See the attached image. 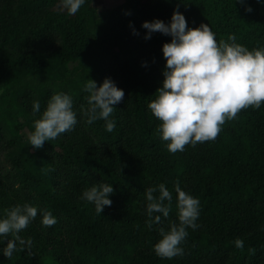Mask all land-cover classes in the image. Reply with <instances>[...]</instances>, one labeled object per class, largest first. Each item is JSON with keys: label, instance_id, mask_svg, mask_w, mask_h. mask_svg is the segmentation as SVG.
Segmentation results:
<instances>
[{"label": "trees", "instance_id": "obj_1", "mask_svg": "<svg viewBox=\"0 0 264 264\" xmlns=\"http://www.w3.org/2000/svg\"><path fill=\"white\" fill-rule=\"evenodd\" d=\"M177 6L190 29L209 24L217 42L235 35L249 50L264 48V0H123L113 9L85 0L74 15L61 0H0V218L18 204L38 207L20 233L31 238L30 251L8 259L4 239L0 264H264V103L226 120L215 140L175 154L147 107L162 87V47L172 38L155 32L146 40L142 24H170ZM106 78L125 93L112 105V132L81 114L83 85L92 79L99 87ZM56 93L72 97L77 124L35 149L29 124ZM100 182L114 191L97 214L81 197ZM177 182L199 200V227L187 229L184 255L169 260L154 245L161 226L179 223ZM161 183L172 194L169 216L154 213L162 224L149 228L145 191ZM39 209L57 223L43 226Z\"/></svg>", "mask_w": 264, "mask_h": 264}, {"label": "clouds", "instance_id": "obj_2", "mask_svg": "<svg viewBox=\"0 0 264 264\" xmlns=\"http://www.w3.org/2000/svg\"><path fill=\"white\" fill-rule=\"evenodd\" d=\"M243 3V0H238ZM85 0H61L62 9L69 15L76 14ZM247 11H252L249 7ZM147 29L146 40L152 33L159 32L171 36L170 43H164L163 56L166 67L163 71L162 87L158 88L154 99L147 105L151 113L161 123L156 132L160 138L168 142L167 150L173 154L184 151L186 145L195 147L198 143L213 141L221 131L226 120L236 119L238 113L249 107L259 109L264 103V48L249 50L236 43L235 35H229L228 41L217 42L215 33L209 24L188 28L185 16L174 11L170 24L160 19L142 24ZM138 35L139 33L135 32ZM88 93L85 97L87 107L81 106V114L91 124L97 120L105 121L106 131L115 129V121L109 119L114 111L112 105L123 101L124 91L106 78L101 86L88 79L83 85ZM40 112V103L33 101V113ZM77 124V114L73 111L72 97L65 93L53 94L47 107L34 121V131L28 135L30 145L39 149L45 141L56 139L59 135L71 131ZM110 184L100 182L93 184L82 193V199L94 204L97 214H101L105 206H111L109 196L113 193ZM159 195H155V193ZM177 193L178 221L170 222L167 229L159 228L161 239L154 245L156 255L163 259L183 256L181 243L189 235L187 229H197L199 217V200L183 191L179 182L175 185ZM147 200L146 212L148 227L153 223L162 224L160 215L169 216L172 194L165 184L149 187L145 191ZM168 201V204H165ZM41 223L52 227L57 223L56 217L47 209H39ZM38 215V207L30 203L16 205L4 210L0 218V243L7 239L3 254L11 259L19 250L29 251L31 238L24 239L20 233ZM11 237V238H9ZM237 248L243 249V240L234 241ZM255 249L249 252L255 254Z\"/></svg>", "mask_w": 264, "mask_h": 264}, {"label": "rangeland", "instance_id": "obj_3", "mask_svg": "<svg viewBox=\"0 0 264 264\" xmlns=\"http://www.w3.org/2000/svg\"><path fill=\"white\" fill-rule=\"evenodd\" d=\"M122 1L123 0H98V3H102V5H103V7L105 8V9H113V8H115V7H117V6H119L121 3H122ZM24 92V89L23 88H20L19 89V92ZM29 128L31 129V130H35L34 129V123H30L29 124Z\"/></svg>", "mask_w": 264, "mask_h": 264}]
</instances>
